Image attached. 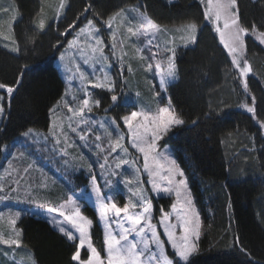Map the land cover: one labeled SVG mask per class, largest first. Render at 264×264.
Returning <instances> with one entry per match:
<instances>
[{"label": "rangeland", "instance_id": "rangeland-1", "mask_svg": "<svg viewBox=\"0 0 264 264\" xmlns=\"http://www.w3.org/2000/svg\"><path fill=\"white\" fill-rule=\"evenodd\" d=\"M196 1L202 8L203 23L211 28L233 68V72L230 71L228 77L233 76L235 80L240 78L245 94L253 100L254 96L248 92V86L247 89L244 87L248 76L254 72L252 64L248 61L247 40L250 38L264 49V42H262L264 37H261L264 31L248 30L244 34V48L236 54L240 61V66L237 67L232 62V54L224 47L219 33L215 31L217 23L223 30V19L219 22H214V17L206 20L208 0ZM220 2L223 3L225 0ZM215 3L216 0H213V6ZM67 5L68 0H40V10L35 17V26L44 30L50 23L58 21L64 15ZM144 6L142 1L126 5L107 16L102 25L93 18H88L74 30L54 60L63 80V93L49 110L48 127L40 130L29 128L0 145V237L20 241L19 246L0 243V264H39L32 251L22 242V230L18 223L23 216L42 217L59 232V228L63 226L78 237V232L72 228L71 224L58 223L62 222L64 217L58 212L47 211L55 208L64 211L66 215H71V201H75L80 208V214L90 221L87 214L83 213V209L87 205L95 210L104 240L106 225L99 218L94 184L99 187L101 195L110 198L119 207H123L125 203H138V207L131 210L137 214L142 211L145 203L139 196L133 194L142 193L144 197H147V204L151 208L150 222L156 226L159 238L164 242L163 257L171 259L167 248L173 253L174 251L168 243L160 220L163 214L171 213L169 222L177 223L172 206L175 204L177 208H180L181 202L178 201L175 191L164 193L152 189L150 177L143 167V155L132 148L131 137L122 118L130 115L132 111L157 116L159 109L165 107L174 112L168 87L179 78L176 51L181 46L187 47L195 42H185L189 36L186 30L187 25L191 23L197 25L196 38L199 26L192 20L175 24L157 23L147 14ZM229 15L237 18L239 26L245 28L239 18L237 0L229 9ZM19 16L14 0H0V46L13 53H18L13 25ZM145 20L158 25V30L143 35L141 25L145 23ZM41 21L44 22L43 29L39 26ZM89 21L92 22L91 26ZM129 27L141 34L133 36L127 31ZM81 29L84 31L81 32ZM97 39L103 41L99 47L103 48L104 58H101L99 52L92 51ZM225 39L227 40V30ZM113 43L116 44L115 49L112 47ZM170 59L175 66V76L174 78L166 76V82L161 87V74L167 71ZM245 61L252 70L246 76H242L240 68L245 66ZM157 63L161 65L160 70L155 67ZM149 64L152 65L151 68L148 67ZM223 76L225 78V74ZM233 77L230 79L231 82L234 80ZM109 81L112 83V90H109L107 86ZM95 83H102L105 87H93ZM15 87L12 88L15 89ZM13 92L8 94L6 89H0V106L3 108L0 112V124L5 113L4 102L10 103ZM107 92L110 95H106ZM86 94L91 111L85 109L84 113L80 114L79 109L83 107L82 101L86 98ZM113 95L117 96L116 101L111 100ZM95 101H99L98 106L95 105ZM118 102L125 107L129 106L128 111H125L126 113L120 117L119 121L115 112H119L123 107L118 108L116 106ZM239 108L247 111L245 107ZM140 119L137 118L138 121ZM133 123L135 124L136 121ZM25 133L29 135L26 136ZM121 136L124 139L120 142L128 149L127 153L120 149L112 152L111 147ZM164 136L165 134L163 138ZM97 137L100 139L97 140ZM152 155H157L165 168L169 166L168 161L174 160L175 167L184 173L176 161L171 146L163 144L162 140L158 141L156 152ZM121 160H127L128 163L121 164L117 168L116 165L120 164ZM93 177H95L94 181ZM183 178L186 180L188 198L192 201L191 207L199 215L201 235L202 217L185 173ZM176 179L179 180L181 177ZM157 184L159 188L168 187L166 182H161L158 178ZM110 217L108 223L117 235L120 229L116 226V220L123 223L124 227H129L124 214H121L119 218L110 214ZM12 220L16 221L14 225L11 223ZM174 231L179 237L182 229L178 225ZM149 236L150 232L146 229L143 234L132 233L129 239H135L138 247H142L139 241ZM198 239L194 240L196 251ZM71 241H76L78 245V239ZM151 251L159 254L161 249L152 245ZM97 252L107 264L105 243L104 255L98 250ZM83 254L87 256L85 259L82 258ZM89 255L90 252L86 247L81 249V260L86 261ZM147 255L146 253L145 257H142L144 264H148ZM75 262L80 264L79 261ZM160 264H164L163 259L160 260Z\"/></svg>", "mask_w": 264, "mask_h": 264}, {"label": "trees", "instance_id": "trees-1", "mask_svg": "<svg viewBox=\"0 0 264 264\" xmlns=\"http://www.w3.org/2000/svg\"><path fill=\"white\" fill-rule=\"evenodd\" d=\"M138 1L157 23L192 20L199 26L195 42L177 49L179 78L168 87L173 111L183 124L162 139L187 176L202 217L197 251L188 264H264V49L248 38V61L254 72L247 86L253 104L240 78L231 76L230 81L233 68L211 28L203 23L196 0H68L62 18L44 30L34 24L40 0H14L20 14L13 25L18 53L0 46V84L16 87L10 103L4 102L0 145L29 128L48 127L49 110L63 93L54 60L73 31L88 18L102 25L107 16ZM237 4L243 26L264 31V0H237ZM245 104L255 113L239 108ZM116 106L123 107L115 112L119 121L129 106L120 102ZM83 213L92 221V244L104 255L95 210L86 205ZM18 226L23 244L39 264H78L72 259L76 241L44 218L26 215ZM167 251L176 264L175 254Z\"/></svg>", "mask_w": 264, "mask_h": 264}, {"label": "snow or ice", "instance_id": "snow-or-ice-1", "mask_svg": "<svg viewBox=\"0 0 264 264\" xmlns=\"http://www.w3.org/2000/svg\"><path fill=\"white\" fill-rule=\"evenodd\" d=\"M235 3V0H225V2H220L216 0L215 5L213 6V0H208V10L205 12V19H213L214 22H219L223 19V30L217 23L215 31L219 33L220 40L224 42V47L227 48L228 52L232 54V62L239 67L240 61L237 59L236 54L244 48V39L243 36L248 32V29L240 27L238 24L237 18L229 15V9ZM142 19H144L142 17ZM92 25V22L89 21V26ZM40 28H44V22H40ZM69 28H73V25H69ZM142 34L148 35L151 32L158 30V25L154 24L150 20H145V23L141 25ZM189 36L186 39V43H191L195 41V32L197 30V25L191 23L187 25ZM227 30V40L225 39ZM84 29H81L83 32ZM128 33L133 36L141 34L139 31L134 32L131 27L127 29ZM91 34V32L89 33ZM261 37H264V33L261 34ZM264 42V40H262ZM103 43L102 40H96V46L92 48L93 53L99 52L101 58L103 57V48L99 47ZM151 43V41H149ZM113 49H115L116 44L113 43ZM175 55L173 51V56ZM155 56V53H153ZM149 68L152 67L151 64L148 65ZM157 70H160L161 65L157 63L155 65ZM251 71L250 66H248L247 61H245V66L240 68L242 76H246ZM175 76V66L170 59L167 66V71L161 74L160 85L161 87L165 84V77ZM109 90H112L111 81L108 82ZM93 87L102 88L105 87L102 83H95ZM245 89H247V83L244 84ZM0 89H6L8 94H11L14 89L10 86L0 84ZM117 96L113 95L111 97L112 101H116ZM253 104H255V98L253 97ZM83 107L79 109V113L83 114L85 109L91 111V106L89 99L86 98L82 101ZM95 105H99V101H95ZM249 113H255L254 107H248L247 104L244 105ZM71 111V109H69ZM3 111L2 106H0V112ZM137 118H141L139 121ZM123 123L127 127L128 133L131 137V146L136 149L139 153L143 155V167L144 170L148 173L150 177V183L152 184V189L154 191L171 193L175 191V195L178 201L181 202L180 208H177V205H173V212L176 214L177 223H170L169 216L171 213L163 214L160 224L163 225L164 234L167 236L168 243H170L176 259V264H188L190 256L196 251V244L194 243L195 239L199 238L201 222L199 219L198 213H195L191 207L192 201L188 198L187 194V184L186 180L183 178L184 173L175 167V161H168V167L165 168L164 165L160 162V159L157 158V155H152L156 152L158 141L163 139V135L172 131L173 128L183 124V121L176 117L174 112L169 108L159 109L157 116H151L138 111H132L130 115L123 117ZM136 121L134 124L133 122ZM75 131V129H73ZM29 135V133H25ZM83 139V137H81ZM100 138L97 137V140ZM124 137L121 136L114 145L111 147L112 152H116L117 149H120L127 153L128 149L120 142ZM166 159V158H161ZM151 160V163H150ZM127 160H121L120 164H117L116 167L119 168L121 164H127ZM104 167V165H101ZM166 173V174H165ZM176 177H181L177 180ZM157 178L161 182H166L168 187L159 188L157 184ZM93 181L95 177L92 178ZM174 186V187H173ZM93 190L96 193V200L98 205V213L101 221L105 222L106 231L104 235V243L107 249V264H144L142 257H145L147 253L148 264H160V260L163 259L164 264H173L172 260H168L166 257H163V241L160 240L159 234L156 231V226L151 224V208L147 204V197H144L142 193H134L140 197V200L145 203L142 211L140 213H135L131 211L138 207V203H125L123 207H119L115 202L111 201L110 198H106L101 195L100 189L95 184L93 185ZM72 204V214L66 215L64 211H59L55 208L48 209V212H58V214L64 217L62 222L58 223H69L72 228L76 229L78 232V237L73 235L71 231H68L65 227L61 226L59 228L60 232L67 235L69 240H77V251L73 255L72 259L74 261H79L80 264H105V261L101 259L100 254L97 252L95 247H93L90 235V229L92 226V221L88 220L86 217H83L80 214V208L75 203V201L70 202ZM63 207V206H62ZM110 214L114 217H121V214H124V218L128 223L129 227H124V224L119 220H116V226L120 229L119 234L117 235L111 229V225L108 223L111 219ZM11 223L14 225L15 220H12ZM182 229L179 237L175 234V229L177 226ZM137 226H140L139 228ZM150 232V236L142 238L139 243L142 247H138V243L135 239L130 240L129 236L132 233L143 234L145 230ZM0 243L6 245H16L19 246V240H10L3 239L0 237ZM152 245H155L156 248L161 249L159 254H156L151 251ZM86 249L90 252L89 258L86 261L81 260L80 252L81 249Z\"/></svg>", "mask_w": 264, "mask_h": 264}, {"label": "bare ground", "instance_id": "bare-ground-1", "mask_svg": "<svg viewBox=\"0 0 264 264\" xmlns=\"http://www.w3.org/2000/svg\"><path fill=\"white\" fill-rule=\"evenodd\" d=\"M115 90V89H114ZM154 213V212H153ZM155 215V214H154Z\"/></svg>", "mask_w": 264, "mask_h": 264}]
</instances>
